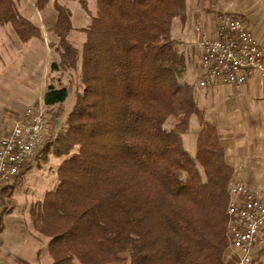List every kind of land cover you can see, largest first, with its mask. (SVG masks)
<instances>
[{
	"label": "trees",
	"instance_id": "1",
	"mask_svg": "<svg viewBox=\"0 0 264 264\" xmlns=\"http://www.w3.org/2000/svg\"><path fill=\"white\" fill-rule=\"evenodd\" d=\"M17 1L0 0V27L27 44L40 31ZM95 3L80 51L68 42L70 13L54 5L55 53L66 69L79 65L82 90L51 151L62 159L57 185L29 213L51 264H123V255L126 264H237L225 257L233 172L217 131L203 127L194 158L182 144L191 117L201 121L170 34L172 21L185 18V0ZM67 98V89L49 86L43 101ZM170 118L177 124L167 130Z\"/></svg>",
	"mask_w": 264,
	"mask_h": 264
},
{
	"label": "rangeland",
	"instance_id": "2",
	"mask_svg": "<svg viewBox=\"0 0 264 264\" xmlns=\"http://www.w3.org/2000/svg\"><path fill=\"white\" fill-rule=\"evenodd\" d=\"M54 5L70 13L72 32L68 36V42L80 51L85 41V31L96 15L95 0H50L46 3L43 0H18L16 6L19 15L40 31V38L27 44L20 43L9 26L0 27V98L5 100L4 103L12 106L16 104L19 112L23 108L41 109L47 121L48 140L45 145L50 144L51 147L46 152H43L45 145L39 149L26 165L17 185L12 190L7 186L2 191V196H5L0 212V228L3 230L0 233V264H20L19 261L16 263L10 259L11 254L7 249L12 242L9 239H15L14 236L24 239L36 235L31 228L28 207L41 201L44 194L57 185V169L62 159L52 156L51 151L56 139L67 129V117L74 105L75 94L82 90L79 65L75 70L66 69L62 65L63 60L55 53L58 41L51 33L56 21ZM229 5L233 9V5ZM49 86L67 89V100L61 105L45 107L43 99ZM176 124L177 119L170 118L165 129L170 130ZM196 127L197 123L193 122L190 133H186L184 138L182 136L183 147L192 157L195 152ZM198 169L203 177L202 170ZM225 257L231 261L236 255L228 247ZM122 258L125 260L123 264H126L127 255ZM253 264H264L263 248L257 250Z\"/></svg>",
	"mask_w": 264,
	"mask_h": 264
},
{
	"label": "crops",
	"instance_id": "3",
	"mask_svg": "<svg viewBox=\"0 0 264 264\" xmlns=\"http://www.w3.org/2000/svg\"><path fill=\"white\" fill-rule=\"evenodd\" d=\"M229 4L233 5L232 11L247 23L264 53V0H185L184 20L175 18L171 24L170 34L175 42V49L186 61V70L180 82L193 86L196 107L201 115L200 122L195 116L191 117L187 135L193 122L197 123L194 136L196 151L199 132L205 126L214 127L225 162L233 172L231 183L241 182L250 188L264 190V76L251 75L240 88L221 85L204 89L198 87L201 78L200 52L193 47L196 40L194 30L200 28L211 35L216 14ZM4 102L0 98V138L10 133L14 123L27 109L23 108L19 112L16 104L12 106ZM190 148L192 149V145ZM20 178L21 175L9 186L10 190ZM36 203L28 207L29 220L30 209ZM31 228L36 235L24 239L14 236L15 239L8 240L12 242L7 249L11 254L10 259L16 263L19 261L20 264H51L47 251L48 239L35 232L32 223ZM261 240L263 244L258 250L264 249V230Z\"/></svg>",
	"mask_w": 264,
	"mask_h": 264
},
{
	"label": "built area",
	"instance_id": "4",
	"mask_svg": "<svg viewBox=\"0 0 264 264\" xmlns=\"http://www.w3.org/2000/svg\"><path fill=\"white\" fill-rule=\"evenodd\" d=\"M193 47L200 52L199 88L215 85L240 88L249 76H264V53L247 23L228 5L216 14L210 35L194 30ZM46 116L41 109L27 108L0 138V212L2 191L21 175L22 169L47 142ZM226 207L229 250L237 264H253L264 230V190L244 183H230Z\"/></svg>",
	"mask_w": 264,
	"mask_h": 264
}]
</instances>
